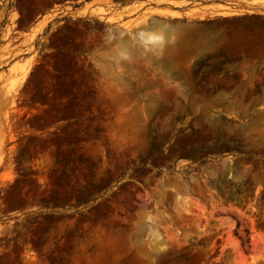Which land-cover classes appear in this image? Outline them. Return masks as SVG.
Segmentation results:
<instances>
[{
	"label": "rangeland",
	"instance_id": "obj_1",
	"mask_svg": "<svg viewBox=\"0 0 264 264\" xmlns=\"http://www.w3.org/2000/svg\"><path fill=\"white\" fill-rule=\"evenodd\" d=\"M0 264H264V0H0Z\"/></svg>",
	"mask_w": 264,
	"mask_h": 264
},
{
	"label": "clouds",
	"instance_id": "obj_2",
	"mask_svg": "<svg viewBox=\"0 0 264 264\" xmlns=\"http://www.w3.org/2000/svg\"><path fill=\"white\" fill-rule=\"evenodd\" d=\"M156 40H159V41H162L163 40V37H155V36H150L149 37V41H156Z\"/></svg>",
	"mask_w": 264,
	"mask_h": 264
}]
</instances>
